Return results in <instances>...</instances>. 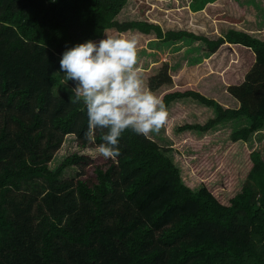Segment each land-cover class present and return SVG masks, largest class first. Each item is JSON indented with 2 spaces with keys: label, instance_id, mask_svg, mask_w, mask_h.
I'll return each mask as SVG.
<instances>
[{
  "label": "trees",
  "instance_id": "trees-1",
  "mask_svg": "<svg viewBox=\"0 0 264 264\" xmlns=\"http://www.w3.org/2000/svg\"><path fill=\"white\" fill-rule=\"evenodd\" d=\"M126 2L0 0V264H264V0L165 29ZM109 27L201 40L211 70L173 85L162 59L142 123L94 108L69 62Z\"/></svg>",
  "mask_w": 264,
  "mask_h": 264
},
{
  "label": "rangeland",
  "instance_id": "rangeland-1",
  "mask_svg": "<svg viewBox=\"0 0 264 264\" xmlns=\"http://www.w3.org/2000/svg\"><path fill=\"white\" fill-rule=\"evenodd\" d=\"M189 1L155 0L154 2L157 4L163 2L165 3L164 7L170 8L166 10L167 12H163L164 15L157 13L161 15L159 18L163 19L168 14L164 17L166 21L190 25L192 16L187 11ZM144 2L145 0L142 2L140 0H128L124 10L125 14H122L119 19L121 21L157 20L154 11L150 15L152 18L154 17L153 20L142 12L141 6ZM248 23L252 22L249 21ZM162 27L164 28V25ZM112 28L114 30L104 31L101 39L91 41L84 46L69 62L89 86L88 91L77 92V95L94 108L101 106L104 100L109 101L106 104L114 106V111L133 114L142 123L143 118L153 107L159 95V92L149 94L146 77L153 72V67L157 66L162 59L169 57L168 59L172 61L169 72L172 75L173 85H198L203 82V77H206L210 71L203 65L206 48L201 40L183 38L167 42L155 39L156 35L153 30L141 34L137 28H131L125 33L119 34L114 27ZM145 100L146 102L148 100L147 104L144 103ZM69 146L66 144L64 149H68ZM72 150L91 156L97 153L108 155L100 149L89 147L76 148L71 146L69 151ZM76 173L75 168H67L66 172L60 175V178L74 176Z\"/></svg>",
  "mask_w": 264,
  "mask_h": 264
},
{
  "label": "crops",
  "instance_id": "crops-1",
  "mask_svg": "<svg viewBox=\"0 0 264 264\" xmlns=\"http://www.w3.org/2000/svg\"><path fill=\"white\" fill-rule=\"evenodd\" d=\"M155 0H145V2H144V4H142V6H141V10H142V12L143 13H145V15L146 16H150V15H152L153 14V12L152 11H154V13L156 14V15H158V14H162V15H164V13L163 12H167L166 10L168 9H170V8H168V6H166V7H164V4L165 3H160V4H157L156 2H154ZM177 1H179V0H177ZM191 1V0H190ZM190 1L187 3V5H188V7H187V11L192 15V12L189 10V3H190ZM140 2H142V0H140ZM127 3H128V0H127V2L125 3V5L121 8V10L119 11V13L115 16V19H117L118 21H121L119 18H121V16H122V14H125L124 13V10H125V6H127ZM157 10V11H156ZM172 10V9H171ZM158 13V14H157ZM166 15V14H165ZM120 16V17H119ZM160 17H161V15H159ZM166 16H168V14L166 15ZM166 16H164V17H166ZM151 18H152V16H150ZM164 17H163V20H165L166 21V19H164ZM154 18V17H153ZM153 18L151 19V20H153ZM139 20V19H138ZM141 20H143V19H141ZM150 21V20H149ZM150 22H155V23H159V24H161V22L159 21V20H154V21H150ZM166 22H171V21H166ZM163 25H161V27H162ZM162 29H164L163 27H162ZM112 30H114L112 27H109V28H107V29H105V32L106 31H112ZM130 30V29H129ZM135 31H137V30H135ZM104 32V33H105ZM119 34H123V33H125V31H117ZM139 33H141V34H146V33H143V32H141V31H138ZM103 33V34H104ZM149 33V32H148ZM156 35V34H155ZM98 39H101V38H98ZM155 39H157V40H159L160 38H155ZM95 40H97V39H95ZM152 40V39H151ZM94 41V40H93ZM167 42H169V41H167ZM204 53H205V61H204V64L203 65H205L208 69H210V67H209V65H208V63H207V56H208V54H209V52H207V51H204ZM211 70V69H210ZM170 73V72H169ZM172 76V75H171ZM107 102H109V101H105L104 100V102H102L101 103V106L102 105H104V104H106ZM100 106V105H99ZM99 106H97L98 108H99ZM100 106V107H101Z\"/></svg>",
  "mask_w": 264,
  "mask_h": 264
}]
</instances>
